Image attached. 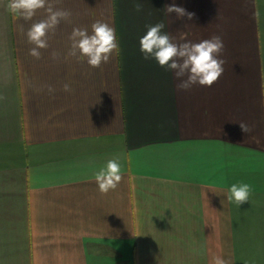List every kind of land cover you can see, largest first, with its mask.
<instances>
[{
    "label": "crops",
    "instance_id": "0c3cea01",
    "mask_svg": "<svg viewBox=\"0 0 264 264\" xmlns=\"http://www.w3.org/2000/svg\"><path fill=\"white\" fill-rule=\"evenodd\" d=\"M49 3L72 16L35 59L25 33L46 10L24 21L0 0V264H264V0ZM172 3L193 20L166 15ZM96 20L120 52L91 68L69 36ZM161 21L177 42L222 38L216 83L177 90L143 58ZM110 159L122 180L101 194ZM233 183L252 186L249 202L228 200Z\"/></svg>",
    "mask_w": 264,
    "mask_h": 264
},
{
    "label": "clouds",
    "instance_id": "9594fccd",
    "mask_svg": "<svg viewBox=\"0 0 264 264\" xmlns=\"http://www.w3.org/2000/svg\"><path fill=\"white\" fill-rule=\"evenodd\" d=\"M133 5L136 12L143 10L142 0H133ZM41 9L46 10V18L32 23L25 33L27 42L32 45L29 55L35 59H40L41 50L49 47L48 34L54 33L62 21L70 22L71 10L54 8L49 0H8L7 4V10L24 21L32 20ZM164 13L168 16L174 13L176 19L186 17L188 21L195 16V13L188 12L175 3L165 5ZM146 28L139 40L140 52L145 60H155L160 67L174 73L179 80L177 90L188 91L196 85L211 87L223 75L226 61L220 58L224 50V42L220 36L214 35L199 42H177L163 31L165 24L162 21L147 25ZM21 31H24L23 26ZM69 40L71 45L68 56L86 62L91 68H99L108 63L114 53L120 52L116 29L103 20L92 23L90 32L88 28L74 27ZM53 55L56 56L55 53ZM64 90L70 91V85L65 84ZM49 91L53 89L49 88ZM238 124L245 134L252 131L246 123L241 121ZM94 178L101 194L115 190L122 180L120 163L115 159L108 160L106 166L95 173ZM252 191V186L248 183H233L228 189V200L239 207L249 202ZM213 264H226V261L216 256Z\"/></svg>",
    "mask_w": 264,
    "mask_h": 264
}]
</instances>
